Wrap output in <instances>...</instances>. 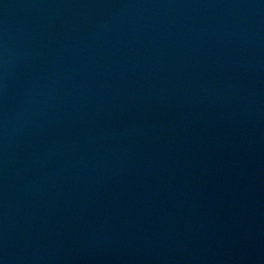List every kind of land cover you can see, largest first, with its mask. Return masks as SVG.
Returning a JSON list of instances; mask_svg holds the SVG:
<instances>
[{
    "label": "water",
    "instance_id": "water-1",
    "mask_svg": "<svg viewBox=\"0 0 264 264\" xmlns=\"http://www.w3.org/2000/svg\"><path fill=\"white\" fill-rule=\"evenodd\" d=\"M0 264H264V0H0Z\"/></svg>",
    "mask_w": 264,
    "mask_h": 264
}]
</instances>
